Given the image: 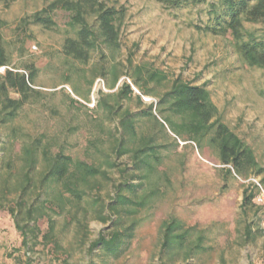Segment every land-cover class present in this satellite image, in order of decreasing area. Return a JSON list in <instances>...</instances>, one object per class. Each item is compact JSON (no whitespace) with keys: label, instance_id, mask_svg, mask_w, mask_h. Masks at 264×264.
Returning a JSON list of instances; mask_svg holds the SVG:
<instances>
[{"label":"rangeland","instance_id":"obj_1","mask_svg":"<svg viewBox=\"0 0 264 264\" xmlns=\"http://www.w3.org/2000/svg\"><path fill=\"white\" fill-rule=\"evenodd\" d=\"M52 1L0 2V42L11 63L31 62L39 69L34 86L38 96L22 107L12 124L0 126V147L10 127H16L29 139L43 137L54 153L62 150L100 166L107 179L82 186L80 200L64 194L61 207L56 202L42 205L44 216L37 221L39 238L26 245L12 215L0 209V264H264V186H260L264 183V68L242 63L230 35L215 36L196 28L208 22V4L217 0L180 11L168 10L155 0H98L123 13L117 23L119 48L109 51L103 46L104 57L92 52L87 64L62 53L64 40L75 37L69 12L55 10L51 29L30 23V17ZM243 26L264 42V23L245 22ZM101 67L104 76H99ZM135 68L165 77L160 84L148 83L150 94L141 96L142 104L135 97L140 95L138 89L127 77ZM175 79L209 92L217 117L252 151L262 172L256 174L257 169L248 168L247 178H239L230 166L219 163L207 138L199 149L186 141V134L176 136L167 125L162 128L146 118L139 132L152 136L160 145V163L143 190L155 193L145 208L130 216L137 224L117 257L91 251L99 234L110 230L104 207L113 198L114 187L132 175L129 156L119 157L113 150L117 117L97 108V102L104 98L113 103L111 95L127 83L133 96L120 102L121 110L141 114L152 105V114L162 123L155 107ZM172 119L179 121L178 117ZM18 151L16 145L10 182L21 167ZM1 156L0 148V161ZM108 162L116 167L109 168ZM41 170L39 166L35 179ZM251 184L260 188V195L242 206L243 190ZM38 194L35 190L31 196ZM14 199L11 195L1 202L6 209L14 208ZM43 199L38 197L35 205ZM100 215L107 220L102 221ZM49 219L54 224L50 240L42 238ZM171 220L182 224L180 232H188L186 246L202 238L200 249L187 260H183L182 251L172 261L163 252V224Z\"/></svg>","mask_w":264,"mask_h":264},{"label":"trees","instance_id":"obj_2","mask_svg":"<svg viewBox=\"0 0 264 264\" xmlns=\"http://www.w3.org/2000/svg\"><path fill=\"white\" fill-rule=\"evenodd\" d=\"M155 1L172 11L208 4L207 0ZM57 9L71 14L70 22L76 29L75 37L66 38L63 42L62 53L66 57L87 64L92 52H99L104 57L101 49L103 46L109 51L119 48L117 23L123 16L122 11L98 0H53L47 8L33 14L30 23L46 29L53 28L55 23L52 13ZM89 19L92 21L89 22ZM207 19L208 22L203 27H196L199 31L215 36L230 35L233 49L242 63L249 67L264 68V42L252 32L246 31L243 26L245 22L264 23V0H217L208 4ZM1 68H4V71L0 73V126L6 127L15 121L22 107L31 98L38 96L34 86L39 69L31 62L12 64L10 56L0 42ZM105 74L101 67L99 76ZM127 77L140 93L135 96L140 104L143 103L141 96L150 94L146 87L148 83L160 84L165 78L158 72L148 73L140 68H135ZM132 96L130 85L123 83L117 92L111 95L115 99L113 103L100 98L96 105L97 108L117 117L118 137L115 139L113 150L119 157L128 155L132 166V175L114 187V196L104 207L111 222L110 230L99 234L90 246L91 251L99 250L113 257H117L127 246V241L132 238L137 223L130 219V216L136 214L137 209L145 208L149 198L155 193L150 191L147 194L143 190L145 184H150L157 164L160 163V145L152 136L139 132L140 124L146 118H152L162 128L167 125L176 136L186 134V141H192L199 149L207 138L208 145L217 152L219 163L230 166L239 178H247L248 168L257 169L256 174L262 172L252 151L217 117L209 92L204 87L175 79L169 89L158 97L155 107L162 123L152 114V105L141 114H133L129 109L121 110L120 102L129 100ZM173 117H178L179 121H174ZM16 145L19 147L16 156L21 162V167L16 179L10 182L14 176L15 159L12 158V151ZM0 148V209L7 210L12 215L25 245L36 242L39 238L37 221L44 216L42 205L56 202L55 205L61 207L64 194L80 200L84 193L82 186H86L91 180L107 179L106 171L100 166L66 155L62 150L54 153L51 144L43 137L29 139L27 135H21L16 127H10ZM107 164L111 169L116 167L115 163ZM39 166L42 170L35 179ZM121 172L124 175V171ZM135 180H138L137 183H134ZM260 184L261 187L264 186L263 182ZM35 190H38L39 194L33 198L31 195ZM56 190L59 192L57 195L54 194ZM11 195H14L16 207L6 209L1 201L7 200ZM258 195L260 188L254 184L249 185L243 190L242 206L251 204ZM41 196H44V199L35 205L37 198ZM100 218L104 222L107 220L104 215H100ZM20 222L24 225L20 226ZM127 223L129 226L124 228ZM181 229L182 224L177 220L163 224L161 247L169 261L181 251L183 260H187L194 251L200 249L202 238L197 237L195 242L190 241L186 246L188 232H180ZM53 231L54 224L49 219L47 233L42 238L50 240L54 236Z\"/></svg>","mask_w":264,"mask_h":264},{"label":"built area","instance_id":"obj_3","mask_svg":"<svg viewBox=\"0 0 264 264\" xmlns=\"http://www.w3.org/2000/svg\"><path fill=\"white\" fill-rule=\"evenodd\" d=\"M1 69H3V70H4V68H1ZM1 69H0V70H1Z\"/></svg>","mask_w":264,"mask_h":264}]
</instances>
